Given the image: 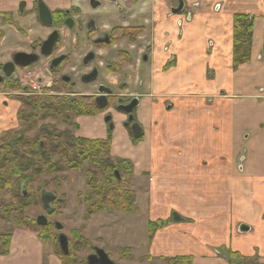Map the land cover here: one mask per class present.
Wrapping results in <instances>:
<instances>
[{"label": "crops", "instance_id": "0c3cea01", "mask_svg": "<svg viewBox=\"0 0 264 264\" xmlns=\"http://www.w3.org/2000/svg\"><path fill=\"white\" fill-rule=\"evenodd\" d=\"M19 1L0 0V13L13 11ZM43 1L52 11L69 8V0ZM183 1L199 6L177 39L169 0H142L151 54L133 74L129 67L122 72L124 94L143 105L134 121L144 140L132 146L124 134L132 151L126 161L131 180L146 185L145 191L132 190L137 213L125 215L130 226L122 249L146 263L189 258L191 264H264V2ZM237 15L252 24L249 59L235 67ZM18 108L0 98V134L16 130ZM173 213L181 221L169 224ZM5 235L8 253L0 264H61L35 233L10 227ZM146 246V255H134Z\"/></svg>", "mask_w": 264, "mask_h": 264}, {"label": "trees", "instance_id": "16d2710c", "mask_svg": "<svg viewBox=\"0 0 264 264\" xmlns=\"http://www.w3.org/2000/svg\"><path fill=\"white\" fill-rule=\"evenodd\" d=\"M251 21L252 18L244 15L233 18L232 54L235 67L249 59ZM81 97L77 100L46 96L19 98L20 106L16 114L19 130L0 134V194H11L14 203L11 206L0 198V221L9 222L14 217L12 221L17 227L22 226L36 233L44 245L51 238L48 226L38 227L26 220L20 222L23 219L22 212L33 201L28 187L40 179L72 171L83 172L87 191L83 201L79 195L80 200L77 202L84 207V221H90L100 213H137L135 194L126 181L132 175V165L126 160L112 159L109 139H78L50 126L39 129L33 139L27 137L36 132L41 121L53 120L70 125V117L95 116L102 110L95 106L92 98ZM84 165H88V168L83 171ZM54 203L59 208L58 214L65 209V199L58 201L54 197L48 215L54 213L51 206ZM156 228L157 224L150 225L149 240ZM8 247L9 236H0V256L7 255ZM78 247L75 244V248ZM124 253H127L125 259H132L129 249L120 250V255ZM56 255L61 264H74L71 262L73 256L69 252V245L67 255L61 251ZM165 263L191 264L189 258L167 259Z\"/></svg>", "mask_w": 264, "mask_h": 264}, {"label": "rangeland", "instance_id": "374dc122", "mask_svg": "<svg viewBox=\"0 0 264 264\" xmlns=\"http://www.w3.org/2000/svg\"><path fill=\"white\" fill-rule=\"evenodd\" d=\"M217 6L218 3L216 4L214 10L217 8ZM19 24L22 27L20 31L18 30L19 32L15 31L12 27L2 28L3 35L0 38V68L4 64L11 62L12 54L17 52L30 53L31 51H34V49L31 47L33 41L38 38H44V35L48 31L46 28L37 24L36 32L31 33V30L33 29L30 26L31 21L26 17L22 18ZM34 27L36 28V26ZM61 33L62 32L60 31V34ZM23 34L25 35V37H23ZM65 48L66 45L64 43H60L55 55L57 56L59 54H63L67 51H70L69 48ZM74 56L77 60L78 57L76 55ZM114 56V52H110L108 53L107 58H113ZM104 57H106V55H103L101 59H103ZM47 62L48 59L40 57L39 61L36 64L32 65L30 68L26 70H20L19 68H16L15 73L8 79H5L2 76L3 80L0 83V98L8 102L15 101L20 106L18 99L29 96H46L53 98L60 97L63 99L69 98L71 100H77L82 98L81 96L85 93L93 95L96 93L94 87H92L91 85L77 86V88L72 91L66 89L62 85L50 87L52 84V76L48 74ZM100 71L102 75L101 79L105 80V83L113 90L114 93L124 94L123 75L117 78H115V75H111L107 79L104 75L103 69ZM81 72L85 73L86 69L82 71L80 70L79 74ZM38 82H40V84ZM31 87L36 89L33 90ZM142 106L143 105L140 104L136 108V110ZM100 109L102 110L95 116H82L78 118L70 117V125H66L59 121L53 120L41 121L37 125L36 132L31 133L27 137L29 139H33L36 137L39 129L50 126L54 127L60 133L68 132L73 137L78 139H109V151L111 157L116 156L118 159L127 160L126 157L130 156L131 150L129 148V145L127 144L126 136L124 134L128 133V135L131 137V140L129 142L132 146L133 143L135 145L138 142V144L143 142V137L139 139H134L132 137V124H130L129 126H125V123L127 122L126 114L118 111L114 106L109 105L106 108ZM136 110H134V112ZM134 112H132L133 118L134 114L137 115V113ZM134 120L135 118L133 119V123L138 124V122ZM18 126L16 127V130L12 131L11 133L18 131ZM102 134L105 135V138H86V136H99ZM113 146H115L114 149H112ZM136 158L137 156L134 157V159ZM87 168L88 165H84L83 171ZM52 181L54 183H52ZM126 181L129 184L131 190H146V185L138 184L137 182L135 183L131 180V178H126ZM28 190H30V194L32 196L31 199L33 201L31 202V204L28 205V209L22 212L23 219L20 222L26 220L28 222L35 223L37 217L44 216L48 221V233L51 236V238L46 241L45 248L48 249L50 252H53L54 254L60 252L57 244V237L62 234L66 236L68 240L69 252L73 256L71 262L74 264H86V258L94 253V248L102 249L114 264H164L163 260H153L148 261L146 263V261H140L138 260V258L125 259L127 257V253H124V256L120 255V250L125 245V236L123 235V233L125 232V229L130 226L129 221H126L127 216H125L124 214L103 213L101 216H95L96 218L93 217L94 220H83L84 207L83 205H79L77 202L78 200H80L79 195H81L80 198L83 201L84 194L87 191L83 172L77 173L72 171L63 174H57L49 178H43L32 186L28 187ZM42 193L52 194L58 201L65 199V209L58 214L59 208L57 206V203H54L51 205L54 210V213L52 215H48L47 212L43 209L40 201ZM11 196V194H0V198L4 202L13 206L14 203H12L11 201ZM173 214L168 219L169 224L173 223ZM12 220L9 222L0 221V228L3 229V236H5L10 227H16L18 229L27 230L22 226L17 227V225ZM162 221L163 224H166V220ZM55 224L60 225L61 230L58 231L55 228ZM82 239L86 242L82 241ZM75 244H78L79 247L75 248ZM146 248L147 246L144 247V251L137 250L138 252L136 251L134 255H144L140 252L145 253L146 255ZM219 256H221V254Z\"/></svg>", "mask_w": 264, "mask_h": 264}, {"label": "flooded vegetation", "instance_id": "af4514ba", "mask_svg": "<svg viewBox=\"0 0 264 264\" xmlns=\"http://www.w3.org/2000/svg\"><path fill=\"white\" fill-rule=\"evenodd\" d=\"M39 2H42L51 14V27L43 25L39 20ZM67 5H69L67 9L58 8L52 11L43 0H35L32 3H28V0H21L15 5L13 11L0 13V38L3 35V27H12L19 32L22 29L19 22L26 17L31 21L32 26L37 27V24H39L48 31L44 38L33 41L31 47L34 51L24 54H34L39 56L40 59L41 44L52 33H57V40L51 54L44 57L48 59V74L52 76L50 87L62 85L72 91L77 86L91 85L96 93L86 97L92 98L96 107H98L96 103V99H98V103L103 102L105 104L103 108L112 105L120 112L122 111L118 108L128 105L134 99H137L139 104L137 97L114 93L105 83V80L101 79L100 70L103 69L104 75L108 79L111 75H120L128 67L130 68L129 73L133 74L137 70L136 66L147 61L151 54V43L147 38L148 26H146L145 19L147 13L140 8L142 0H69ZM198 6V4L187 5L183 0H169L168 17L176 21L177 39L181 37L182 25L192 21L194 9ZM218 7L219 5L217 9ZM111 15L115 19L112 20ZM60 43H64L66 45L65 49L69 48L70 51L56 56L55 53ZM165 51H167V48H165ZM110 52H114L115 56L113 58H107ZM17 53L12 54L11 62L6 64L12 63L13 57ZM74 55L78 57L77 60ZM103 55H106V57L101 59ZM114 59H116V62H113ZM3 66L0 68V83L3 80L2 76H4L2 73ZM84 69H86V72L79 74L80 70ZM91 74H95L94 81L85 83L87 76ZM121 75L124 76L123 92H126L125 80L127 75L125 73ZM100 88L110 90L112 93L99 95L97 91ZM135 89L139 88L136 86ZM99 97H105L106 99L102 100ZM130 124H133V122Z\"/></svg>", "mask_w": 264, "mask_h": 264}, {"label": "water", "instance_id": "95a60500", "mask_svg": "<svg viewBox=\"0 0 264 264\" xmlns=\"http://www.w3.org/2000/svg\"><path fill=\"white\" fill-rule=\"evenodd\" d=\"M38 17H39L40 22L43 25L48 26V27L52 26L51 14L42 2L38 3ZM56 40H57V33L54 32L47 38L46 41H44L41 44L40 46V56L41 57H48L51 54L52 49L56 43ZM38 59H39V56L34 55V54L32 55H28L24 53L15 54L13 57L12 63L4 65L2 68V73L4 75V78L6 79L10 78L12 74L14 73L15 67L20 68V69L29 68L32 65L36 64L38 62ZM94 79H95V74H91L87 76V80L85 81V83H90L94 81ZM97 93L99 95H103V94L109 95L112 92L110 90H106V89L104 90L100 88L97 91ZM99 99L105 100L106 98L99 97ZM96 103L99 108H103L105 106L103 102L98 103V99H96ZM137 106H138V101L137 99H134L128 105L118 108L127 116V122L125 123V126H128L130 123L133 122L132 112ZM141 135H142V131H141L140 126L137 123H133L132 124V137L134 139H139ZM53 200H54V196L52 194H49V193L41 194V204H42L43 209L46 212H50V204L52 203ZM172 220L175 223L181 221V219L176 214H173ZM35 223L38 227L48 226V221L44 216L37 217ZM55 228L58 231L61 230V226L58 224H55ZM57 242H58L60 251L64 255H67L68 254V240L66 236L60 234L57 237ZM86 263L87 264H114L109 259L108 255L102 249H99V248H94V253L89 255L86 258Z\"/></svg>", "mask_w": 264, "mask_h": 264}, {"label": "built area", "instance_id": "2783aa9c", "mask_svg": "<svg viewBox=\"0 0 264 264\" xmlns=\"http://www.w3.org/2000/svg\"><path fill=\"white\" fill-rule=\"evenodd\" d=\"M38 83L40 84V82H38ZM31 88H32L33 90L36 89V88H33V87H31Z\"/></svg>", "mask_w": 264, "mask_h": 264}]
</instances>
